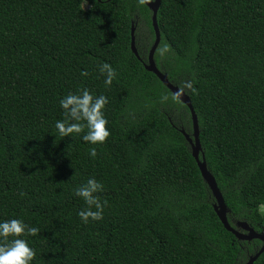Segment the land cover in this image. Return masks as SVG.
<instances>
[{"label":"trees","instance_id":"1","mask_svg":"<svg viewBox=\"0 0 264 264\" xmlns=\"http://www.w3.org/2000/svg\"><path fill=\"white\" fill-rule=\"evenodd\" d=\"M156 22L154 63L189 97L228 222L264 232V0H160ZM153 42L143 0H0V219L39 229L32 264H245L260 250L218 220L180 133L189 110L144 69ZM85 87L108 100L103 144L54 128L59 99ZM88 178L107 205L83 224L73 189Z\"/></svg>","mask_w":264,"mask_h":264},{"label":"clouds","instance_id":"2","mask_svg":"<svg viewBox=\"0 0 264 264\" xmlns=\"http://www.w3.org/2000/svg\"><path fill=\"white\" fill-rule=\"evenodd\" d=\"M166 51L167 45H164L161 53ZM98 72L104 77V85L110 86L116 75L115 69L109 63L103 62L98 65ZM81 75L86 76L87 72L81 71ZM185 86L192 87L190 83ZM107 103L108 100L103 94L93 95L86 87L77 89L76 92L69 91L58 101L62 109V119L55 121L54 128L61 137L83 132L80 139L89 145L103 144L110 135L104 115ZM88 155L95 158L96 148L90 147ZM102 189L103 185L95 178H88L86 183L73 189V195L84 204L76 212L83 224L103 218L107 201H101L96 195ZM38 232L37 227L29 226L20 218L0 219V264H32L36 253L25 237Z\"/></svg>","mask_w":264,"mask_h":264},{"label":"water","instance_id":"3","mask_svg":"<svg viewBox=\"0 0 264 264\" xmlns=\"http://www.w3.org/2000/svg\"><path fill=\"white\" fill-rule=\"evenodd\" d=\"M100 1V0H97ZM145 6L149 9L151 12V24L154 32V42L148 52L147 57V63L143 64L144 69L147 72H150L154 74L157 79L160 81V83L183 105H185L190 113L191 117V123H192V133L191 136L187 135L183 130H180L181 135L187 142L190 148V153L194 161L196 162V165L198 167V170L200 172L201 178L206 184L209 192L211 193L214 204H213V210L222 224L223 228L231 233L238 241H245L250 242L252 240H258L261 242V248L260 250L253 256H250L245 264H253L257 257L263 253L264 251V232L257 233L252 228H250L245 222H236L235 224L231 225L227 220V214L228 210L223 202L222 195L217 187L216 181L214 177L211 175V173L207 170L206 163L204 160V157L201 153V159H199V154L201 151L200 143H199V129H198V122L197 117L193 111V108L191 106L189 97L184 93V91L180 90L177 86L172 85L168 79L166 74L162 73L160 70L157 69L155 63H154V52L158 46L160 35L157 27L156 22V15L158 8L160 6V0H143ZM134 28L131 27V41H130V48L131 52L136 56V58L139 60V57L137 55L135 46H134Z\"/></svg>","mask_w":264,"mask_h":264},{"label":"rangeland","instance_id":"4","mask_svg":"<svg viewBox=\"0 0 264 264\" xmlns=\"http://www.w3.org/2000/svg\"><path fill=\"white\" fill-rule=\"evenodd\" d=\"M84 7L86 8V5H84ZM156 51V50H155ZM155 53V52H154ZM145 64V63H143ZM259 211L262 212L264 214V205L260 206Z\"/></svg>","mask_w":264,"mask_h":264}]
</instances>
